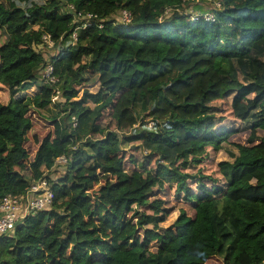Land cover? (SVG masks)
Instances as JSON below:
<instances>
[{
  "label": "trees",
  "instance_id": "1",
  "mask_svg": "<svg viewBox=\"0 0 264 264\" xmlns=\"http://www.w3.org/2000/svg\"><path fill=\"white\" fill-rule=\"evenodd\" d=\"M211 1L220 3L208 10L213 21L191 20L196 0H0V84L7 92L0 101V198L40 178L52 192L48 208L0 234V264H264V0ZM123 10L129 19L119 23L113 16ZM78 12L96 18L75 20ZM44 34L54 41L48 57L37 48ZM202 52L218 95L247 132L216 161L222 184L206 186L212 175L185 170L201 158L177 165L179 155L167 161L155 150H148L153 171L127 172L122 152L130 141L174 149L199 119L173 110L156 115L167 82L135 103L137 123L127 132L101 130L103 111L118 91ZM46 59L52 83L39 75ZM186 78L180 72L174 81ZM54 88L60 100L51 101ZM36 114L49 128L29 146ZM60 155L61 172L51 177ZM169 183L192 200L190 213L167 208Z\"/></svg>",
  "mask_w": 264,
  "mask_h": 264
},
{
  "label": "rangeland",
  "instance_id": "2",
  "mask_svg": "<svg viewBox=\"0 0 264 264\" xmlns=\"http://www.w3.org/2000/svg\"><path fill=\"white\" fill-rule=\"evenodd\" d=\"M217 3L219 2L196 0L188 11L203 13L209 9L217 8ZM38 47L45 57L55 51V48L46 47L45 45ZM180 72L187 78L185 81H174V78ZM159 82H167V85L161 88V93L158 95L159 109L156 112L157 116L163 118L169 111L173 110L187 118L197 117L199 121L195 128L186 133L181 132L185 141L174 149L142 143L146 147L145 149L138 140L130 141L122 152L124 170L128 172L133 167H139L153 171L154 156L149 154L148 150H155L166 155L167 161L179 155V160L175 161L177 165H179L181 160L189 157L201 158L202 161L194 166L185 167V170L212 175L216 180L204 179L206 186H211L212 183L221 185L222 178L216 171V161L221 158H227V153L224 149L232 148L229 142H244L247 132L239 130L240 122L233 116L229 108L228 99L218 95V81L211 69L210 57L205 52L190 58L187 62L177 63L172 71L140 87L118 91L113 97L110 106L103 111L100 117L101 130L113 129L118 132H127L135 126L137 123L135 111L139 108L135 103L140 100L147 102L149 97L148 88ZM6 97V89L0 84V101L5 102ZM33 116L34 114L31 113V117ZM48 128V120L37 115L31 122L30 130L26 133L27 144L30 146L31 142H33V136L43 135ZM96 135L94 134L93 136ZM208 141H215L216 143L212 145L211 142L207 143ZM61 169V163L55 162L50 168L51 177L60 173ZM186 185L195 192L198 190L194 178H187ZM168 186L170 188V200H165V196L160 192L167 208L171 209L180 206L188 212L191 209L192 200L187 194L173 190V183H169ZM151 246H155V242H151ZM207 262V264H219V260L215 258L208 259Z\"/></svg>",
  "mask_w": 264,
  "mask_h": 264
},
{
  "label": "built area",
  "instance_id": "3",
  "mask_svg": "<svg viewBox=\"0 0 264 264\" xmlns=\"http://www.w3.org/2000/svg\"><path fill=\"white\" fill-rule=\"evenodd\" d=\"M220 7V3H217V8ZM70 11L74 12V8L68 5ZM117 22L125 23L129 19V14L123 10L118 14L113 16ZM201 18L204 21H213V15L204 11L203 13L191 12L190 18L192 21ZM96 16L91 13H81L75 14V20L84 21V23L95 19ZM76 40V33L73 32L71 35L70 43ZM45 45L46 47H52L54 49V41L50 38L48 34L42 36V43L38 46ZM54 52V51H53ZM52 52V53H53ZM52 67L48 59L43 63L39 69L40 78L48 83L55 81V77L51 73ZM60 91L58 88H54L51 95V101L60 100ZM151 122L148 121L147 125L150 126ZM65 158L60 155L57 156L55 162L64 163ZM55 164V163H54ZM52 192L48 187V183L44 178H40L37 181L32 182L22 193L20 194H9L6 193L0 198V234H10L16 223L27 213H31L35 210L46 209L51 204Z\"/></svg>",
  "mask_w": 264,
  "mask_h": 264
},
{
  "label": "crops",
  "instance_id": "4",
  "mask_svg": "<svg viewBox=\"0 0 264 264\" xmlns=\"http://www.w3.org/2000/svg\"><path fill=\"white\" fill-rule=\"evenodd\" d=\"M98 134H101L100 132H98Z\"/></svg>",
  "mask_w": 264,
  "mask_h": 264
},
{
  "label": "clouds",
  "instance_id": "5",
  "mask_svg": "<svg viewBox=\"0 0 264 264\" xmlns=\"http://www.w3.org/2000/svg\"><path fill=\"white\" fill-rule=\"evenodd\" d=\"M41 51V50H40Z\"/></svg>",
  "mask_w": 264,
  "mask_h": 264
}]
</instances>
